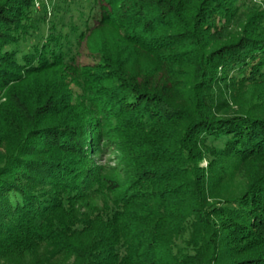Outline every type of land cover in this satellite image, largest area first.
<instances>
[{
	"label": "trees",
	"instance_id": "1",
	"mask_svg": "<svg viewBox=\"0 0 264 264\" xmlns=\"http://www.w3.org/2000/svg\"><path fill=\"white\" fill-rule=\"evenodd\" d=\"M61 1L0 0V261L44 245L45 264H264V173L233 187L264 160V11L92 0L94 24L63 34L46 18ZM40 21L49 36L21 51ZM85 50L112 73L86 79L100 86L89 104L65 99L60 79L38 84ZM105 129L132 147L123 185L95 161ZM101 191H123L108 219L90 201Z\"/></svg>",
	"mask_w": 264,
	"mask_h": 264
},
{
	"label": "rangeland",
	"instance_id": "2",
	"mask_svg": "<svg viewBox=\"0 0 264 264\" xmlns=\"http://www.w3.org/2000/svg\"><path fill=\"white\" fill-rule=\"evenodd\" d=\"M242 4L247 5L246 8L252 7L256 10L264 11V0H240L239 5ZM54 5H56V7L60 6V9H58V16L53 18V16L48 15L46 18L48 21H52L56 25L57 30L63 34H70L72 30H78V33L85 32L88 26L91 27L94 24V20L97 16V11L92 9V0H62L61 2L54 3ZM35 12L38 16H45L40 3L37 4ZM50 28V23H43L40 21L39 32H37L34 37L27 42L26 45H23L21 51L24 52L26 50H30L33 48V46L38 44L42 38L46 39L50 34ZM105 32L106 36H108L110 39H114V34L111 30H106ZM72 37L73 36L71 35V39ZM95 62L96 61L92 58V55L90 56V54L85 50L82 56L79 58L78 66L73 69L62 70L63 72H49L38 79L40 82L38 84L42 86V88L45 84L49 86L54 82L59 86L57 80L60 79L63 84L62 89L63 94L65 93V99H67L72 105L75 104L77 106V104H80V102L83 105H87L90 101H92V98L85 100L84 97H87L88 94L93 95V92H95L96 89H99L100 86L92 84L90 87H88L87 84L89 81L86 79L89 78L93 82H97L99 79H102V77L112 74L109 73L105 67L96 66ZM99 68L102 69L99 70ZM117 84L118 83L112 80L109 88H114ZM90 90L93 91L91 92ZM5 103L6 98H3L0 101V105ZM78 112V110H74L70 113L76 114ZM112 128H114V125H112ZM121 128H123V126ZM114 130L115 129L106 131L105 129V131L109 133L107 134L109 136L107 140L112 142V146L111 148L109 147L110 149H107L104 152L101 158H97L95 161L98 166L106 168L105 175L108 174L111 178L119 181L123 185V174L126 173V169L123 167V162H125V164L127 162V157L124 154H126L128 150H131L132 147L129 145V143H127L129 138L127 135H123V131H120L118 135H114L112 133ZM219 148L221 149L222 146L220 145ZM116 149L119 150V152L116 151ZM202 166L207 167V163H203ZM263 173L264 160L250 161V163L247 164L246 167L242 168L240 172H236V178L233 182V187L241 186V184H245L246 180H249L250 177H255ZM122 200L123 191L113 195L105 194L104 191H101L99 194H95L90 198L94 211L103 213L104 219L110 218L113 214L112 211H114L118 205L122 206ZM51 255L52 251H50L46 246L41 245L39 247L26 248V250L23 251L9 252L7 255H5L4 259L0 261V264H34L37 261L39 264H42V262L45 264V262H47L46 260ZM48 264L70 263L64 262L61 258H54L53 260L49 261Z\"/></svg>",
	"mask_w": 264,
	"mask_h": 264
}]
</instances>
